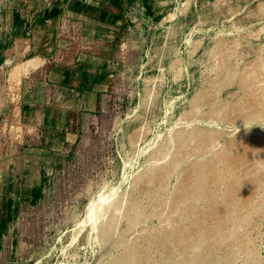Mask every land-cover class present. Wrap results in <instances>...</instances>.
Returning <instances> with one entry per match:
<instances>
[{
	"label": "rangeland",
	"instance_id": "1",
	"mask_svg": "<svg viewBox=\"0 0 264 264\" xmlns=\"http://www.w3.org/2000/svg\"><path fill=\"white\" fill-rule=\"evenodd\" d=\"M259 7L264 0H0V264H106L126 250L123 233L132 241L181 226L189 232L203 214L217 225L214 210L235 195L236 180L246 183L238 211L252 220L243 229L228 221L221 239L202 241L201 250L219 244L198 263L264 264V185L256 188L264 117L225 122L217 111L218 101L254 103L264 115V15L252 16ZM231 70L253 71L248 93L230 82ZM207 92L217 105L198 102ZM188 130L194 137L171 142L157 161L168 138ZM230 140L254 161H219ZM179 150L165 190L148 187L150 169ZM188 181L204 194L185 196ZM134 203L149 215L143 231L124 217ZM153 260L163 264L156 252Z\"/></svg>",
	"mask_w": 264,
	"mask_h": 264
},
{
	"label": "bare ground",
	"instance_id": "2",
	"mask_svg": "<svg viewBox=\"0 0 264 264\" xmlns=\"http://www.w3.org/2000/svg\"><path fill=\"white\" fill-rule=\"evenodd\" d=\"M260 8V7H259ZM261 9V8H260ZM264 15V8L261 9L260 11L258 10L257 12H255L252 16L255 17H262ZM219 40V39H218ZM225 42V41H223ZM215 43V42H214ZM227 43V42H226ZM224 43V44H226ZM221 45V44H220ZM231 45V44H230ZM229 45V46H230ZM240 45V44H239ZM223 46V45H222ZM227 46V45H225ZM234 46V44L232 45ZM201 47V46H200ZM220 47V46H219ZM264 47V45H263ZM199 48V47H198ZM213 48H215L213 46ZM224 48V46H223ZM218 49V48H217ZM211 50V49H209ZM224 50V49H221ZM218 51V50H217ZM196 52V51H195ZM199 52V51H197ZM216 52V51H215ZM194 53V52H193ZM260 53V52H259ZM196 54V53H195ZM214 54V53H213ZM219 54V53H218ZM217 54V56H218ZM258 54V52H257ZM212 55V53H211ZM220 55V54H219ZM216 56L215 53V57L218 59L219 57ZM211 57V56H210ZM214 57V56H213ZM214 57V58H215ZM220 60V59H218ZM243 60V59H242ZM238 63V62H237ZM261 64V63H260ZM264 66V65H263ZM230 69V68H229ZM257 69V68H256ZM264 69V68H263ZM248 70V69H247ZM228 71V69H227ZM239 71H234L231 70L229 74V79L230 82L234 85V83L244 87L243 89L245 90L244 92H249L250 90V85L253 82V80L255 79V75L253 73V71H249V72H244L243 74L238 73ZM222 74V73H221ZM224 74V73H223ZM222 74V76H223ZM220 75V73L218 74V76ZM260 75V74H259ZM221 76V75H220ZM227 76V75H226ZM20 77V76H19ZM225 77V76H224ZM218 78V77H217ZM223 78V77H222ZM17 80V79H16ZM220 80V79H218ZM217 80V81H218ZM222 80V79H221ZM226 80V78L224 79ZM15 81V80H14ZM18 81V80H17ZM227 82V81H226ZM212 84V83H211ZM215 84V83H214ZM225 84V83H224ZM257 84V83H256ZM18 85V84H17ZM216 85V84H215ZM214 85V86H215ZM226 86L229 85L228 82L225 84ZM232 85V86H233ZM259 85V84H258ZM213 86V87H214ZM220 85H218L219 87ZM222 86V85H221ZM253 86H256L255 83ZM215 88H217L215 86ZM219 89V88H218ZM217 89V91H218ZM254 89V88H252ZM212 90V89H211ZM222 90V89H220ZM213 91H216L215 89ZM212 94V92H210ZM251 93V92H250ZM208 94V92H207ZM207 94L205 95V97H202L199 99L198 102L200 103H211V104H215L217 105V102L215 100V97L208 94L209 96H207ZM216 96V94H214ZM200 96V95H199ZM199 98V97H198ZM198 100V99H197ZM222 100V99H221ZM198 102H196L198 104ZM194 104L195 106L197 104ZM218 106L220 110L217 111H221L220 116L221 118L225 121V122H236L235 120V116L233 115H240L238 117L242 118L243 121L246 120H260L262 117H264V115L262 113H260L258 111L259 105L258 104H249L247 106H242L239 108H228L226 105H222L219 103L218 101ZM201 105V104H200ZM204 105V104H203ZM195 106L193 107L195 110ZM214 106V105H212ZM208 107V105L206 106ZM211 107V106H210ZM214 109V108H213ZM192 110V111H193ZM214 111V110H213ZM216 111V112H217ZM215 112V111H214ZM218 114V113H217ZM187 114H184V116L186 117ZM216 115V114H215ZM219 115V114H218ZM183 116V117H184ZM182 117V118H183ZM192 118V117H191ZM189 119V118H188ZM264 119V118H263ZM182 120V119H181ZM185 121H187L185 119ZM184 121V122H185ZM183 122V121H182ZM178 123H181L178 121ZM226 124V123H225ZM231 124V123H230ZM222 132V131H221ZM226 132V131H225ZM226 134V133H225ZM225 134L223 136H225ZM194 132L193 130H188V131H179L176 135H175V140L173 138H168V136L166 138H168L167 144L164 145L160 150H157L156 152V158L157 161H161L163 159H166L168 154L170 153V143L171 142H179V143H184L187 140L191 139L194 137ZM199 134H197L198 136ZM203 135V134H202ZM211 136L209 139H207L206 141L203 140V145H207V144H211V142L214 139V135L209 134L208 137ZM174 137V135H173ZM204 137V136H203ZM241 140V139H240ZM216 141V140H215ZM234 141V140H233ZM231 142V140L229 141V143ZM195 143V142H194ZM200 143V142H199ZM218 143V142H217ZM216 143V145H218ZM226 145L223 147L222 145V151L224 152V156L223 158H220L219 161H223L224 163H228V161L231 159L234 160H238L239 162H243V163H250L251 161H254V158L252 157L251 154V149L246 152L245 154L242 155H238L237 152L239 150V146L237 145V143H230L229 145L227 144V141L225 142ZM224 143V144H225ZM249 143V142H248ZM197 144V142H196ZM223 144V145H224ZM246 144V143H245ZM195 145V144H194ZM193 145V147H194ZM199 146H201L200 144H198ZM215 145V144H214ZM159 146V145H158ZM203 146V147H205ZM220 146V147H221ZM208 147V146H207ZM205 147V148H207ZM216 147V146H215ZM214 147V148H215ZM183 148V147H182ZM197 148V147H195ZM213 146L211 147L212 150ZM219 148V147H218ZM243 148V147H242ZM185 149V148H184ZM192 149V148H191ZM183 150V149H182ZM186 150V149H185ZM192 151V150H191ZM200 151V149H199ZM220 151V150H218ZM220 151V152H222ZM193 152V151H192ZM220 152L218 154H220ZM195 153V152H194ZM206 153V152H205ZM190 154V153H189ZM187 153V155H189ZM192 154V153H191ZM202 154V153H201ZM154 155V154H153ZM184 155V154H183ZM214 155V154H213ZM212 155V156H213ZM185 157V156H184ZM205 157V156H204ZM211 157V156H210ZM216 157V155H215ZM214 157V158H215ZM153 158V157H152ZM238 158V159H235ZM182 159V153L179 151H176V153L174 154V157L172 160H170V162L168 164L162 165L161 167H159L156 172H150L149 174H147L145 176V178L143 179L144 182L146 184H148V187H153V188H160L161 190H165V181L167 179H169V176L171 175V173L175 172V170L177 169L178 163L177 161H180ZM184 159V158H183ZM186 159V158H185ZM213 159V158H212ZM255 166L253 167V170L256 172V175H258V166L259 163L258 162H254ZM215 165V164H214ZM220 166V165H219ZM224 166V165H223ZM216 167V166H215ZM214 167V168H215ZM153 169V168H152ZM209 169V168H208ZM206 166H204L203 164H199L197 171L198 172V176H197V180H202L204 179L206 176L205 173H207L206 171ZM213 170V169H212ZM224 170V168H223ZM222 170V171H223ZM250 170V169H249ZM148 171V169H147ZM154 171V170H153ZM221 171V172H222ZM213 172V171H212ZM219 172V171H218ZM188 173V172H187ZM195 173V172H194ZM217 173V172H216ZM220 173V172H219ZM224 174H225V170H224ZM145 175V174H144ZM211 175V174H210ZM229 175V174H228ZM218 176V175H217ZM216 176V177H217ZM222 176V175H221ZM220 176V177H221ZM241 176V175H240ZM248 176V175H246ZM144 177V176H143ZM171 177V176H170ZM233 177V176H231ZM245 177V176H244ZM142 178V176H141ZM213 178V177H212ZM241 178V177H240ZM227 179V178H226ZM247 179V178H246ZM256 188H261L264 185V177H260L256 178ZM193 180V179H192ZM220 180V179H219ZM223 180V179H222ZM226 181V180H225ZM233 181V179L231 180ZM235 181V180H234ZM233 181V182H234ZM137 182V181H136ZM139 182V181H138ZM167 182V181H166ZM204 182V181H203ZM222 182V181H221ZM178 184V183H177ZM236 187H235V195L232 196V198H228L227 201L223 204V206L219 209V210H214L216 215L219 217V221L217 225L211 224L207 218V215L203 214L201 216V218H198L197 220H195L196 222L193 223L191 225V229L189 232L186 231L185 226H181L180 228L177 229H171L169 231V233H165L166 236H162L160 235L162 238L160 239V236L157 234H150L148 232H146V234L142 235V233H140L136 239V237L132 240L129 241V237H127L128 235H123L121 236V241H123V243L127 244V248L126 250H124V252L122 251L121 253H119V255H116L115 257L111 258V260L106 263V264H154V260H153V255L156 253H158L159 255H161V258L163 260V264H192V262H196L197 264H199V259L204 257L203 255L208 253H211L213 250L215 251V249H217V246L219 244V238L221 239L222 237V232L221 231L227 224L228 221H232L234 224V227H240L241 229H243L244 227H246L247 225L250 224L252 218L250 216L246 217L243 216L241 213H239V208L243 207L245 205V200H244V194L242 189H244V186H246V183L244 182H240L239 180H236L235 183ZM146 186V185H145ZM220 187V186H219ZM213 190V189H211ZM206 191V190H205ZM183 192L184 195L187 196L190 193L194 192L195 193H199L200 195L204 192L200 191L197 188V181L196 183L194 181L191 182H184L183 185ZM213 192V191H212ZM178 193V192H176ZM214 193V192H213ZM211 195V193H210ZM201 197V196H200ZM199 197V198H200ZM127 198V197H126ZM178 196H174L173 199H178ZM187 198V197H186ZM213 198V197H212ZM134 199V198H133ZM128 200V199H127ZM132 201V200H130ZM174 201V200H173ZM193 201V200H192ZM123 202V201H122ZM135 202V201H134ZM212 202V200H211ZM218 202V201H217ZM125 203V202H123ZM122 203V204H123ZM172 203L169 206V211L166 214L167 216L171 217V214H173V207H172ZM188 203V202H187ZM221 203V202H220ZM129 204V203H128ZM131 204V203H130ZM170 204V203H169ZM134 206H132V210L135 211V215L134 214H128L125 212L124 217L127 219V223L129 222V228L130 230H133L138 228L141 229V225H140V221L143 220L145 217L149 216L148 213L146 211H144L143 209H140L138 206H135V203L132 204ZM158 205V204H157ZM113 206V205H112ZM125 206V205H124ZM141 206V205H140ZM111 208V207H110ZM146 208V207H145ZM112 209V208H111ZM138 209V210H137ZM155 209V208H154ZM193 209V208H192ZM129 210V209H128ZM131 210V211H132ZM156 210V209H155ZM176 210V209H175ZM195 210V209H194ZM126 211V210H125ZM153 211V210H152ZM188 211V209L186 210ZM196 212V210H195ZM151 213V212H150ZM94 214L97 216V210L94 212ZM93 214V215H94ZM173 216V215H172ZM183 218V217H182ZM216 218V217H215ZM232 218V219H230ZM181 220V219H180ZM214 221V220H213ZM171 224V223H170ZM230 224V223H229ZM113 226V218L109 219L108 223L105 224L102 228V233L104 236H109L111 228ZM237 227V229H239ZM167 229V228H166ZM165 229V230H166ZM181 229V230H180ZM128 230V229H127ZM142 230V229H141ZM183 230V231H182ZM231 230V229H230ZM138 232H140L139 230H136ZM143 231V230H142ZM141 231V232H142ZM125 232V231H124ZM145 232V231H144ZM128 233V232H127ZM226 233V232H224ZM238 234V233H237ZM236 234V235H237ZM226 235V234H225ZM233 235V234H232ZM235 235V234H234ZM211 236H216V238L218 239L217 241H213L210 244H207L203 249L201 250L199 248H197L199 246V244L202 241H206L207 238L211 237ZM225 237V236H224ZM231 237V236H230ZM211 240V239H210ZM130 242V243H128ZM207 242V241H206ZM238 245V248L240 250H243L244 248L241 247V242H236ZM233 245V244H232ZM162 252H161V251ZM240 253V252H239ZM197 255L198 257L196 258L194 255ZM244 254V253H243Z\"/></svg>",
	"mask_w": 264,
	"mask_h": 264
}]
</instances>
